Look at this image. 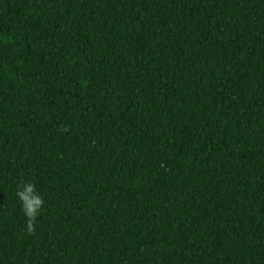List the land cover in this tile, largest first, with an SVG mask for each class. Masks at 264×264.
<instances>
[{"label": "trees", "instance_id": "16d2710c", "mask_svg": "<svg viewBox=\"0 0 264 264\" xmlns=\"http://www.w3.org/2000/svg\"><path fill=\"white\" fill-rule=\"evenodd\" d=\"M0 264H264V0H0Z\"/></svg>", "mask_w": 264, "mask_h": 264}, {"label": "clouds", "instance_id": "9594fccd", "mask_svg": "<svg viewBox=\"0 0 264 264\" xmlns=\"http://www.w3.org/2000/svg\"><path fill=\"white\" fill-rule=\"evenodd\" d=\"M16 196L22 205L26 219L25 229L27 234H34L36 231V220L44 206L43 197L37 192L33 182H22L16 192Z\"/></svg>", "mask_w": 264, "mask_h": 264}]
</instances>
